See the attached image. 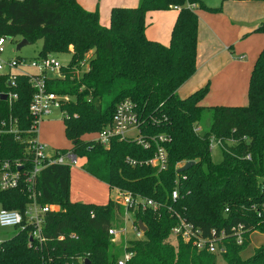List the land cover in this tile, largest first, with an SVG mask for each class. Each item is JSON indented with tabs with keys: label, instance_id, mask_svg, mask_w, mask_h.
<instances>
[{
	"label": "trees",
	"instance_id": "trees-1",
	"mask_svg": "<svg viewBox=\"0 0 264 264\" xmlns=\"http://www.w3.org/2000/svg\"><path fill=\"white\" fill-rule=\"evenodd\" d=\"M188 4L209 13L221 10L199 0H139L135 8H113L109 25L104 27L97 11L84 10L76 0L0 3V36L25 39L29 45L41 42L39 57L71 53L63 72L65 79L51 80L48 89L74 99L63 108L71 115L64 120V132L71 142L69 150L83 160L85 171L109 188L160 205L157 213H134V223L141 222L145 232L142 239L130 241L126 247L134 253L127 264H215L214 255L182 242L176 247L169 244L170 230L177 223L173 213L204 233L243 223L251 233L264 234V212L257 217L250 209L264 199L259 188L264 182V48L250 74L246 106H200L207 85L180 99L177 91L196 72L198 17ZM171 8L178 9V15L169 44L148 40L146 14ZM254 32L264 34V22ZM8 92L16 93L17 100L11 105L0 101L1 114L28 126L32 120L28 115L32 96L28 79L19 75L15 86L9 87L7 78L0 75V94ZM125 99L135 105L144 132L170 137L166 171L157 172L144 164L132 167L125 161L128 157L144 162L153 156V149L143 150L127 140L113 139L107 147L83 140V136L101 131L110 122L116 104ZM206 110L211 115L210 127L197 133L194 129ZM211 137L221 141L219 163L211 159ZM20 153L11 137L2 138L0 159ZM248 154L250 160L245 159ZM189 161L194 165L181 173L186 179L176 186L177 164ZM69 178L68 166H49L40 172L38 201L59 208L46 214V241L35 249L29 245L27 230L17 231L3 241L0 264H117L122 251L114 247L107 231L111 224L117 226L123 208L112 200L106 205L71 202ZM175 188L178 197L173 200ZM27 203L22 190L0 192V208L23 210ZM248 243L249 239L242 246L229 243L223 255L226 264H264V243L250 258H241Z\"/></svg>",
	"mask_w": 264,
	"mask_h": 264
},
{
	"label": "built area",
	"instance_id": "built-area-1",
	"mask_svg": "<svg viewBox=\"0 0 264 264\" xmlns=\"http://www.w3.org/2000/svg\"><path fill=\"white\" fill-rule=\"evenodd\" d=\"M25 0H0V3H21ZM194 9L195 5H189ZM178 10V9H176ZM14 38L0 36V75L7 78L9 87H14L16 78L19 75L25 76L32 89V96L28 104V115L32 118L30 124L22 125L11 115L3 116L0 112V142L3 137H11L14 142L18 143L21 153L11 159H0V192H9L14 190H22L26 196L28 203L23 210H7L0 208V227L16 228L18 231L27 230L29 235V245H33L35 249L45 243L46 237L43 233L46 214L57 211V206L40 204V192L37 189V179L40 172L49 166H68L73 167L78 163V158L69 149L49 151L47 146L40 139V126L43 119L59 111L62 120H68L71 115L63 109L64 106L72 102L70 95L57 94L48 89V83L51 80H64V69L67 65H62L57 60L55 54H48L45 57H39L27 60L24 58L14 57L7 59L4 57L5 44L10 43ZM6 95L5 100L9 105L17 100V94L8 92L1 93ZM91 99H88L90 102ZM76 118V114L72 116ZM154 123L158 120L152 118ZM195 132L200 133L201 129L195 127ZM93 141L98 142L101 146L107 147L111 140L118 139L120 141H131L143 150L153 149V156L144 162L126 158V163L132 167L145 165L155 169L157 172H164L168 167V152L166 146L170 142V137L165 134L151 135L144 132L142 120L135 109V105L130 100H122L116 104L110 122L99 132ZM218 146L221 150V141L213 137L210 138L209 151ZM245 159L250 160V155H246ZM185 163H178L176 166L177 177L175 185L186 177L178 172ZM260 192L264 197V182L259 183ZM178 190L172 191V199L176 200ZM111 200L123 208L124 214L120 216L124 220V225L128 221L131 223L132 231L135 238L128 239L126 237V228L108 229L110 241L119 245L122 253L117 260V264H127L134 256V253L126 249L130 241L140 240L143 233L137 223H134V213L136 211L152 210L157 213L160 205L155 201L134 195L131 192L112 189ZM250 209L261 217L264 212V199L258 203H253ZM229 209H225L228 213ZM94 216L93 214L91 215ZM176 218V225L170 230L168 242L175 246L178 242L188 244L195 248L198 252H207L211 255L223 257L227 252V246L233 242L237 246H242L245 240L249 239L252 233L258 232L251 230L243 223L232 225L229 228H211L204 233L200 228L187 222L186 219L177 213H173ZM119 217V218H120ZM31 239V242H30ZM62 239V238H60ZM3 241H0V250Z\"/></svg>",
	"mask_w": 264,
	"mask_h": 264
},
{
	"label": "crops",
	"instance_id": "crops-1",
	"mask_svg": "<svg viewBox=\"0 0 264 264\" xmlns=\"http://www.w3.org/2000/svg\"><path fill=\"white\" fill-rule=\"evenodd\" d=\"M76 1L86 11H97L99 24L104 27L109 25L113 8H135L139 4V0ZM219 7V13H209L197 6L194 8L198 17L196 72L177 91V95L184 99L207 85L208 93L200 106L243 107L248 103L247 93L252 68L264 48V34L254 32L264 22V2L221 0ZM177 15L178 10L173 8L148 12L145 17L146 38L167 46ZM86 175L88 178L82 175L83 180L94 184L93 176L88 173ZM101 183L108 189L110 201L112 188ZM70 201L81 203L71 198Z\"/></svg>",
	"mask_w": 264,
	"mask_h": 264
},
{
	"label": "rangeland",
	"instance_id": "rangeland-1",
	"mask_svg": "<svg viewBox=\"0 0 264 264\" xmlns=\"http://www.w3.org/2000/svg\"><path fill=\"white\" fill-rule=\"evenodd\" d=\"M206 6L208 7H215L218 8L220 6L221 0H201ZM200 12V11H198ZM19 38H14L11 40L10 43L5 44V54L4 57L7 59H11L14 57L18 58H24L27 60H31L37 57L38 52L41 48V42H37L33 45H27L22 47L21 49L17 50L16 47L19 43ZM57 60L62 65H68L70 59H71V53H60L55 54ZM88 67L83 68L80 70V74H82L85 69ZM207 95V94H206ZM72 102H74V99H72ZM210 112L204 111L201 123L198 125V127L201 129V132H205L209 129L211 119H210ZM62 116L59 111H53L51 115L48 117H45L43 119L44 124L40 126V139L42 142H44L47 146H49V151H58L60 150H68L71 146V142L68 140V138L65 135L64 129L65 125L62 120ZM97 134H89L83 136L84 141H90L96 139ZM211 159L214 163H219L222 159V152L218 146L214 147V149L211 151ZM263 164H264V158H263ZM83 160L80 158L78 160V163L76 166L70 167V178H69V198H71L73 201L76 202H92L97 203L98 205H106L108 203V197H109V191L108 189L102 185L100 181L97 179H94L93 183H86L82 177V175L87 176V173H85V169L83 167ZM82 168V170L80 169ZM96 182V183H95ZM99 201V202H94ZM58 210L59 208L56 207ZM57 210V211H58ZM114 228H120L124 225L123 218H119L117 222V226L114 224H111ZM124 227L126 228V237L128 239H134L135 234L134 231H132L131 223H128V221L125 223ZM16 228H2L0 227V241H5L12 236H14L17 233ZM264 243V234L259 232H254L250 236V240L246 248L241 252V258L243 260H246L250 258L255 249L260 247ZM113 244V243H112ZM114 247L117 250H121L119 245L113 244ZM177 244L174 246L176 247ZM215 264H226L225 260L221 255L216 256Z\"/></svg>",
	"mask_w": 264,
	"mask_h": 264
},
{
	"label": "water",
	"instance_id": "water-1",
	"mask_svg": "<svg viewBox=\"0 0 264 264\" xmlns=\"http://www.w3.org/2000/svg\"><path fill=\"white\" fill-rule=\"evenodd\" d=\"M28 44H29V43H28L27 40L22 39V40L18 43L16 49L19 50V49H21L22 47L27 46ZM8 86H9V84H8ZM0 98H1V100H5V99H6V95H2ZM193 165H194V162H191V161L186 162V163L184 164V166L178 170V172H179V173H183V172L189 170ZM138 226H139V228H140V230H141L142 232H145V228L143 227V225H142L141 222L138 223ZM30 242H31V239H30Z\"/></svg>",
	"mask_w": 264,
	"mask_h": 264
}]
</instances>
